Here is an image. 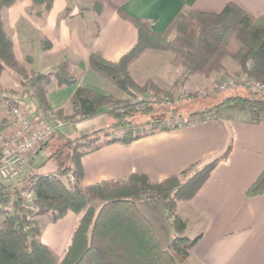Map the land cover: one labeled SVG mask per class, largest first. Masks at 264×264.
<instances>
[{
    "label": "trees",
    "instance_id": "trees-1",
    "mask_svg": "<svg viewBox=\"0 0 264 264\" xmlns=\"http://www.w3.org/2000/svg\"><path fill=\"white\" fill-rule=\"evenodd\" d=\"M14 1L0 0V77L6 66L24 74L28 79L21 82L26 86L25 92H29L30 87L34 88L33 98L37 109L55 114L66 123L100 114L109 116L111 123L72 137L59 131L53 138H64L63 146L69 150L68 162H62L54 171L20 175L0 185V212L6 215L0 229V264L183 263L200 240L201 234L195 237L186 234L187 220L177 212V204L180 200L193 197L212 169L228 156L232 141L215 158L192 164L180 174L158 181L152 180L145 171L138 170L122 179L103 180L83 186L81 158L106 143H130L159 130L142 131L136 119L137 114L151 113L155 103L161 101L160 98L151 97L138 99V95L147 92V85L152 84L157 91L168 96L172 94L170 90H162L152 81L141 84L131 73L132 63L146 47L172 49L186 67L182 81H186L193 73L224 71L226 68L223 60L229 56L239 61L241 73L264 83V15L255 17L235 3H228L217 13L182 6L163 31L155 32L149 19L133 15L113 0H94V12L101 13L104 7L111 6L138 29L136 43L119 59L109 60L98 51L92 52L89 57L90 68L133 99H118L112 94L99 93L79 85L71 96V109L68 112L63 108L54 109L50 105L47 87L53 80L61 86L76 81V76L68 69L70 60L61 61L48 72L25 71L15 57L13 41L4 27L1 15L2 8L10 6ZM53 1L34 0L43 4V9L38 13L48 11ZM172 28L178 31L175 41L168 38ZM245 89L252 95L234 93L225 96L209 110L222 107L247 109L254 120L259 121L264 112V95ZM10 92L3 89L0 82V103L12 100L8 94ZM171 127L163 126L160 129ZM174 127H178V124ZM103 132L105 137L101 140ZM61 151L62 146L52 151L49 158ZM69 174H72L73 180H70ZM64 177L68 178V184L64 182ZM24 189L33 193L32 205L27 204L22 194ZM260 191H264V170L246 193L253 195ZM10 199L13 200L16 212H10L5 207ZM93 199L101 200L102 204L99 207L90 204ZM156 200L162 202L175 233L166 247L161 245L152 221L138 205V201ZM18 210L26 212L19 213ZM69 210L78 213L83 211V215L78 220L62 261L58 262L59 256L41 240L42 229H39L38 221L32 216L48 215L50 221L55 222Z\"/></svg>",
    "mask_w": 264,
    "mask_h": 264
},
{
    "label": "crops",
    "instance_id": "crops-1",
    "mask_svg": "<svg viewBox=\"0 0 264 264\" xmlns=\"http://www.w3.org/2000/svg\"><path fill=\"white\" fill-rule=\"evenodd\" d=\"M72 1L75 0H54L52 7L43 14L38 13L43 4L34 0H15L1 10L4 27L13 41L15 57L29 72H48L61 61L70 60L69 71L76 76V81L61 86L53 80L47 87L50 105L68 112L71 96L79 85L103 94L122 95V90L89 67V57L98 51L109 60H117L138 38L135 24L113 7L106 6L101 13L84 12ZM113 2L135 16L149 19L155 32L163 31L182 6L217 13L228 3H235L255 17L264 15V0ZM149 55L161 58L162 54L146 52L131 65V73L139 81L152 78L166 87L169 82L164 74L149 68ZM169 61L171 72L177 64L173 59ZM239 68V63L235 62L232 70ZM0 82L3 89L11 91L20 89L21 85L18 71L10 66L3 70ZM22 103L24 112L38 126L47 113L38 110L29 97ZM14 104L12 100L0 103V141L16 126L12 114ZM205 112H213L214 116L166 130L159 129L130 143H106L86 153L81 158L84 170L81 183L87 186L103 180H118L138 170L145 171L154 181L163 180L180 174L192 164L215 158L231 140L232 149L228 156L218 162L192 198L180 200L177 204V212L187 220L186 234H201L181 264H264V191L253 195L246 193L264 170V112L259 121H255L247 109L222 107ZM106 116L100 114L81 119L60 131L66 135L72 132L71 136H76L86 131L91 121ZM49 142L28 151V166L22 176L42 173L36 164H42V168L48 161L43 153ZM9 181L0 178V185ZM144 204L146 208L141 209L142 212L152 221L161 245L168 246L175 233L162 202L156 200ZM5 216L0 214V229ZM79 218L80 213L69 210L57 221H47L40 234L41 240L58 256L64 255Z\"/></svg>",
    "mask_w": 264,
    "mask_h": 264
},
{
    "label": "rangeland",
    "instance_id": "rangeland-1",
    "mask_svg": "<svg viewBox=\"0 0 264 264\" xmlns=\"http://www.w3.org/2000/svg\"><path fill=\"white\" fill-rule=\"evenodd\" d=\"M72 3L79 4L80 9L83 10L84 12L93 11L94 0H75L72 1ZM93 29L95 30L96 27L94 26ZM177 33H178L177 29L172 28L168 33V38L172 41H175L177 37ZM146 52H158L162 54L160 55L161 58H157L155 56L149 55L147 57V63L149 64V68L152 69V71L157 70L158 72L164 74L163 76L168 79L169 84L166 87H163L152 78H147L144 81H139L137 78L136 79L139 82H141V84H146L152 81L162 90H166V91L170 90L172 94L171 96H168L162 92L157 91L152 84H149L147 85V92L142 95H138V99H141L143 97H151L152 99L155 98L161 99L160 102L155 103L154 110L151 113L136 115L137 123L139 124L138 126L142 127L141 128L142 131L156 130L162 128L163 126H173L176 123L177 124L181 123L182 125H186L196 121V119H198L201 116V114H203V111L205 113V111L215 107L225 96L234 93H244V94L252 95L249 91L245 89L246 87L244 86H238L236 88L229 87L225 90L218 89V83L222 78L241 73V67L237 71L232 70L234 69L235 62L239 63V61L233 57L227 56L223 60V63L226 68L224 71L216 72L213 70L210 71L209 74H207V72L204 71L193 73L188 77L186 81H182L186 71V67L182 59L172 49L167 47H162V48L146 47L145 50L140 54V56H142ZM140 56L136 59V61L140 58ZM170 59H173L176 62L175 64H177V67L173 66L174 68L173 71L171 72H169V69L171 68L170 67L171 64L169 61ZM22 67L25 69V71H27V73H29V71L24 66ZM179 68L181 69V71H178ZM205 68H207V65ZM18 76H19V81L21 83L20 89L16 91L13 90L10 93H8L11 96L12 101L16 100L19 97H24L23 93L26 90V86L22 84L21 80L23 81L28 78H25L24 74L19 72H18ZM114 97L123 100L133 99V97H131L125 92H123L122 95H114ZM157 117L159 119H155ZM71 123L72 122L66 123V125L69 126ZM110 123H111V118L109 116H106L104 119L91 121V126L87 128L86 131L83 130V132H89L91 130H95L101 127H106ZM72 134H73L72 132H68L67 135L71 136ZM102 134L103 136L101 140H103L105 137L104 135L105 133L103 132ZM51 139L53 141L51 140V142L46 147V150L43 153L45 159H48V161L44 163L45 165L42 168H40L42 164L41 165L36 164L40 172L55 170L59 167V165L62 162L64 161L68 162L69 150L67 146H63V143L65 141L64 138L59 137L55 139L52 137ZM61 146H62V151L49 158V154ZM63 179L64 182L68 184V180H67L68 178L66 179L64 177ZM25 192L26 190L24 189L22 191V194L24 195ZM146 202H153V201H143V202L138 201V205L139 207H141L142 210L146 208L144 204ZM27 204L32 205V202ZM90 204L99 207L102 204V201L99 199H93ZM9 211L16 212L17 210L15 208H10ZM18 212L24 213L26 211L18 210ZM0 214L1 216L4 215L1 212ZM82 215H83V211L80 212V216ZM32 218H35L38 221L39 229H42L47 221H50V217L48 215H34L32 216ZM191 235H193V233H191ZM191 237H195V236H191ZM63 257L64 255L59 256L58 262H61Z\"/></svg>",
    "mask_w": 264,
    "mask_h": 264
},
{
    "label": "built area",
    "instance_id": "built-area-1",
    "mask_svg": "<svg viewBox=\"0 0 264 264\" xmlns=\"http://www.w3.org/2000/svg\"><path fill=\"white\" fill-rule=\"evenodd\" d=\"M244 86L256 94L264 95V83L261 81L248 77L246 74L239 73L233 76L222 78L218 83L219 90H225L229 87ZM24 97H19L14 100L15 105L12 108V114L16 120V126L13 132L0 141V178L12 180L22 174L28 166V151L42 147L48 140L55 136L60 130L64 128L66 122L58 118L55 114H46L41 118V123L36 126L33 124L29 116L23 110V99L31 98L36 104L33 93L34 88L30 87L29 92H25ZM213 112H205L196 119L202 120L213 117ZM174 124L172 127H174ZM182 124L179 123L178 126ZM140 129L142 127H139ZM70 180L74 177L69 174ZM24 197L28 203L33 201V193L26 190ZM12 199H10L6 206L13 208Z\"/></svg>",
    "mask_w": 264,
    "mask_h": 264
}]
</instances>
